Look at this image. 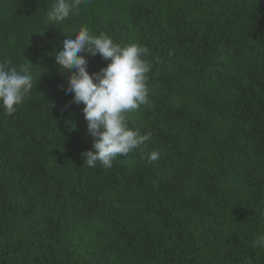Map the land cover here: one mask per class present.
Wrapping results in <instances>:
<instances>
[{
  "label": "trees",
  "instance_id": "trees-1",
  "mask_svg": "<svg viewBox=\"0 0 264 264\" xmlns=\"http://www.w3.org/2000/svg\"><path fill=\"white\" fill-rule=\"evenodd\" d=\"M54 2L0 0V62L33 76L0 109V264H264V0H81L50 25ZM81 26L149 50L152 106L126 119L151 138L109 169L83 164L54 59Z\"/></svg>",
  "mask_w": 264,
  "mask_h": 264
},
{
  "label": "clouds",
  "instance_id": "clouds-1",
  "mask_svg": "<svg viewBox=\"0 0 264 264\" xmlns=\"http://www.w3.org/2000/svg\"><path fill=\"white\" fill-rule=\"evenodd\" d=\"M81 0H55L47 13L50 25L64 22L74 14ZM100 55L108 61L99 72L89 74L83 55ZM149 50L145 46L130 43L121 46L103 33L93 34L88 27L81 26L73 35L65 38L62 49L54 54L59 69L68 73L65 94H70L71 104L83 105L82 115L87 132L93 138L92 150L83 154V164L95 167L99 162L105 169L113 165L118 155L140 149L151 138V132L128 125L126 115L141 106H152L147 86L151 64L144 59ZM33 90V76L27 67L18 70L11 62H0V109L12 115ZM161 158L159 150L147 155L148 163ZM264 248V235L255 241Z\"/></svg>",
  "mask_w": 264,
  "mask_h": 264
}]
</instances>
